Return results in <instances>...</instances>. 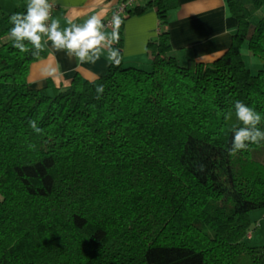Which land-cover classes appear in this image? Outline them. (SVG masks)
Listing matches in <instances>:
<instances>
[{"label":"trees","instance_id":"1","mask_svg":"<svg viewBox=\"0 0 264 264\" xmlns=\"http://www.w3.org/2000/svg\"><path fill=\"white\" fill-rule=\"evenodd\" d=\"M228 3L238 25L215 61L181 62L162 31L148 67L127 64L122 22L118 64L43 88L29 75L45 36L38 55L27 40L21 52L9 18L27 8L0 5V264H264L247 240L264 209V141L229 152L236 101L264 131V0ZM178 5L146 0L126 16L154 8L167 24Z\"/></svg>","mask_w":264,"mask_h":264},{"label":"crops","instance_id":"2","mask_svg":"<svg viewBox=\"0 0 264 264\" xmlns=\"http://www.w3.org/2000/svg\"><path fill=\"white\" fill-rule=\"evenodd\" d=\"M21 1L23 6L26 0ZM50 1L54 5L51 21H59L60 31L71 27L72 24L82 25L92 16H98L104 24L119 2V0ZM263 15L264 3L253 19ZM122 22L124 62L147 67L151 64L148 42L151 38H157L162 31L168 32L172 53L181 62L189 59L212 62L227 51L238 25L236 18L230 13L228 0H179V5L170 11L167 24L160 23L154 8L125 16ZM102 31L110 36L113 26H103ZM42 43L48 54L32 64L29 75V80L35 88L47 86L48 79L53 80L58 86L68 85L76 73L91 80L96 79L109 69L112 62L109 59L108 47L101 49L99 59L93 63L81 61L75 55H70L66 49H56L47 36ZM251 220L253 228L247 235L248 242L256 246L264 245V209L252 211Z\"/></svg>","mask_w":264,"mask_h":264},{"label":"clouds","instance_id":"3","mask_svg":"<svg viewBox=\"0 0 264 264\" xmlns=\"http://www.w3.org/2000/svg\"><path fill=\"white\" fill-rule=\"evenodd\" d=\"M51 8L49 0H29L26 13H13L10 16L9 20L13 25L10 36L14 41V47L21 52L27 51L24 43L27 40L34 46L33 54L38 55L43 49L42 36H47L56 49H66L70 55H75L81 61L94 63L99 59L101 49L108 47L109 59L115 64L119 63L118 52L111 49V43L118 40V29L122 23L119 15L113 16V32L108 36L102 31L103 24L98 16H92L82 25L72 24L71 27L60 31L59 21L52 20L50 24L47 23L51 16ZM96 91L99 98V94L104 91L103 85H97ZM234 107L236 118L243 126L233 129L230 154L246 150L249 143L258 144L264 141V131L257 127L261 115L241 101H236ZM230 118L231 113L225 114L226 120ZM29 123L35 131H41L35 121Z\"/></svg>","mask_w":264,"mask_h":264},{"label":"rangeland","instance_id":"4","mask_svg":"<svg viewBox=\"0 0 264 264\" xmlns=\"http://www.w3.org/2000/svg\"><path fill=\"white\" fill-rule=\"evenodd\" d=\"M21 2H22L21 0H0V5H2V7H4L3 10L7 11V12L12 11L16 7L27 8L28 3H29L28 0H26L25 4H23V6H21L22 5ZM243 54H244V59H245L247 65L254 72H257L258 67H261V62H260V60L257 57H255L251 53V51H250V49H249L247 44H245L243 46ZM139 66L143 67V65H139Z\"/></svg>","mask_w":264,"mask_h":264},{"label":"built area","instance_id":"5","mask_svg":"<svg viewBox=\"0 0 264 264\" xmlns=\"http://www.w3.org/2000/svg\"><path fill=\"white\" fill-rule=\"evenodd\" d=\"M146 0H119L117 6L113 9V11L110 13L109 18L106 20V22H104L103 26H113L112 25V18L114 15H119V17L121 18V20L128 14V12L133 9L134 7L137 6V4L143 3ZM49 3L52 5L51 8V16H52V11H53V3L49 0ZM50 16V18H51ZM48 24H50V19L47 22Z\"/></svg>","mask_w":264,"mask_h":264}]
</instances>
